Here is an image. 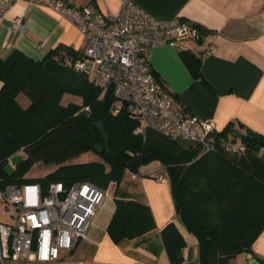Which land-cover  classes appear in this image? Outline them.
I'll list each match as a JSON object with an SVG mask.
<instances>
[{
	"label": "trees",
	"instance_id": "16d2710c",
	"mask_svg": "<svg viewBox=\"0 0 264 264\" xmlns=\"http://www.w3.org/2000/svg\"><path fill=\"white\" fill-rule=\"evenodd\" d=\"M197 28L201 37L196 42H200L207 31ZM179 53L190 74L205 83L194 52ZM82 58L83 50L61 44L41 60L20 50L0 59V163L19 150L26 154L11 175L7 167L2 169L11 182L27 183L25 174L41 163L54 170L31 182L88 181L102 189L113 184L115 210L107 233L122 247L145 239L156 224L149 205L119 186L126 174L159 162L170 182L175 213L197 240L199 264H229L252 253L264 231V136L248 128L240 131L230 123L216 133L218 150L209 153L198 144L151 129L143 138L135 133L140 124L133 113L110 112V94L99 98L89 76L75 70V62ZM65 94L78 97L80 103L62 104ZM21 95L29 101L25 108L18 100ZM99 122L109 137L102 152L98 148L102 135L95 127ZM227 142L241 143L245 149L227 153L223 148ZM87 152L99 159L73 162ZM159 237L170 264H182L187 244L175 223L169 222ZM153 253L157 255L156 246Z\"/></svg>",
	"mask_w": 264,
	"mask_h": 264
},
{
	"label": "crops",
	"instance_id": "0c3cea01",
	"mask_svg": "<svg viewBox=\"0 0 264 264\" xmlns=\"http://www.w3.org/2000/svg\"><path fill=\"white\" fill-rule=\"evenodd\" d=\"M65 1L76 7L93 6L103 14H117L121 5V0ZM133 1L157 19L186 22L207 31L202 41L188 43L183 49H190L200 61L205 83L190 74L179 49L157 47L149 53L151 67L183 106L199 118L213 120L217 132L233 123L235 129L248 128L264 136V0ZM17 16H23L26 30L13 26ZM61 44L83 50L85 40L70 22L48 8L18 3L0 20V59L20 50L41 60ZM210 45L215 48L213 53L207 51ZM156 170L165 174L159 162L140 168L142 174ZM129 182L127 191L149 205L156 230L142 241L116 246L107 233L115 210L111 197L101 206L88 239L77 244L69 263L170 264L159 233L174 222L187 244L182 264H199L197 240L175 213L168 178L164 183L150 176L130 178ZM76 250L81 252L79 256ZM253 259L264 264V231L254 242L252 253L239 255L229 264H251Z\"/></svg>",
	"mask_w": 264,
	"mask_h": 264
},
{
	"label": "built area",
	"instance_id": "2783aa9c",
	"mask_svg": "<svg viewBox=\"0 0 264 264\" xmlns=\"http://www.w3.org/2000/svg\"><path fill=\"white\" fill-rule=\"evenodd\" d=\"M18 3L48 8L80 32L85 46L75 70L91 76L99 98L110 94V112L133 113L140 124L136 134L145 138L151 129L198 144L204 153L218 150L215 122L199 118L183 106L148 60L150 51L157 47L183 50L199 40L201 33L196 26L157 19L133 0H121L117 14H103L88 5L72 6L65 0H0V20ZM13 26L21 31L27 28L23 16L15 17ZM207 51L213 53L214 46H208ZM223 148L230 154L245 149L241 143L231 142ZM14 155L0 163V264H73L68 259L77 244L88 239L106 189L88 181L70 185L13 183L2 169L13 165ZM148 175L160 183L166 180L164 174L154 171ZM129 176L141 179L147 175L139 172Z\"/></svg>",
	"mask_w": 264,
	"mask_h": 264
},
{
	"label": "rangeland",
	"instance_id": "374dc122",
	"mask_svg": "<svg viewBox=\"0 0 264 264\" xmlns=\"http://www.w3.org/2000/svg\"><path fill=\"white\" fill-rule=\"evenodd\" d=\"M89 78L91 80V76ZM18 100H19V103L24 108L27 107L28 104H29L28 99L24 95H21L18 98ZM70 102H72V103H80V100H79L78 97H75V96L69 95V94H65L63 96V98H62V104L67 105ZM25 158H26V154H25V152L23 150H19L17 153H15V155L12 158V164L13 165L12 166H8L6 168L8 174L11 175L16 170L17 163L23 161ZM98 159H99V157H98V155L96 153H94V152H87V153H84L81 156L75 158L73 160V162L74 163L90 162V161H94V160H98ZM53 170H54V166H46V165H43L41 163H37V164L33 165L30 168V170L25 174V178L26 179H29L28 182H31V181H33L35 179L43 178L44 176H46L48 173L52 172ZM155 173L158 174L159 171L156 170ZM159 174H161V173H159ZM146 175L147 176H150V177L152 176V175H148V174H146ZM129 179H130L129 174H126L125 177H124V179L122 180L120 186H119V190L120 191H124L125 189L129 188V186L131 184L129 182ZM114 189H115V186L113 184H110L106 188L107 196L105 197L103 204L111 201V197L113 195ZM100 228H101V225H100ZM80 253H81L80 251L78 252V250H76L75 255L76 256H79ZM91 256H92V254L90 253V256L89 257H91ZM68 262H69V259H68Z\"/></svg>",
	"mask_w": 264,
	"mask_h": 264
},
{
	"label": "water",
	"instance_id": "95a60500",
	"mask_svg": "<svg viewBox=\"0 0 264 264\" xmlns=\"http://www.w3.org/2000/svg\"><path fill=\"white\" fill-rule=\"evenodd\" d=\"M95 127L99 130V132L102 135V141H101L100 145H98L99 152H102L103 147L104 146H106V147L108 146L109 137H108V134H107V132L105 130V127H104L102 122L95 123ZM232 136L238 137V133L233 132ZM251 264H258V262L256 260H252Z\"/></svg>",
	"mask_w": 264,
	"mask_h": 264
}]
</instances>
